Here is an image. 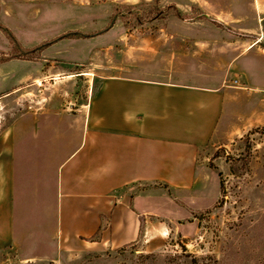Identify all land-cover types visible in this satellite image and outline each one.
I'll use <instances>...</instances> for the list:
<instances>
[{
	"label": "rangeland",
	"instance_id": "obj_1",
	"mask_svg": "<svg viewBox=\"0 0 264 264\" xmlns=\"http://www.w3.org/2000/svg\"><path fill=\"white\" fill-rule=\"evenodd\" d=\"M116 75L233 93L228 135L202 159L218 199L116 250L61 241L39 218V247L0 264H264V0H0V135L27 118L76 137Z\"/></svg>",
	"mask_w": 264,
	"mask_h": 264
},
{
	"label": "crops",
	"instance_id": "obj_2",
	"mask_svg": "<svg viewBox=\"0 0 264 264\" xmlns=\"http://www.w3.org/2000/svg\"><path fill=\"white\" fill-rule=\"evenodd\" d=\"M233 98L224 87L116 75L95 91L76 137L35 119L13 124L0 135V252L36 250L39 218L53 219L61 241L103 251L207 210L220 188L211 193L218 180L202 159L227 137Z\"/></svg>",
	"mask_w": 264,
	"mask_h": 264
}]
</instances>
